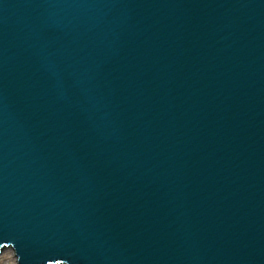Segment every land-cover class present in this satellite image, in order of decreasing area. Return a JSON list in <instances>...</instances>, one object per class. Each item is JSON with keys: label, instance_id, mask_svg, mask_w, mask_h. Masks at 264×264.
I'll return each instance as SVG.
<instances>
[{"label": "water", "instance_id": "95a60500", "mask_svg": "<svg viewBox=\"0 0 264 264\" xmlns=\"http://www.w3.org/2000/svg\"><path fill=\"white\" fill-rule=\"evenodd\" d=\"M10 246L264 264V0H0Z\"/></svg>", "mask_w": 264, "mask_h": 264}, {"label": "bare ground", "instance_id": "6f19581e", "mask_svg": "<svg viewBox=\"0 0 264 264\" xmlns=\"http://www.w3.org/2000/svg\"><path fill=\"white\" fill-rule=\"evenodd\" d=\"M6 248L7 247L0 248L1 249L0 250V253L2 252V250L6 249ZM8 249H10V250L9 251H6V252H2L0 254V264L4 263L6 260L7 261H11L13 264H15V263L19 264L18 256H17L15 250L11 246L8 247ZM11 249H12V251H11ZM55 264H63V263L57 262Z\"/></svg>", "mask_w": 264, "mask_h": 264}, {"label": "rangeland", "instance_id": "374dc122", "mask_svg": "<svg viewBox=\"0 0 264 264\" xmlns=\"http://www.w3.org/2000/svg\"><path fill=\"white\" fill-rule=\"evenodd\" d=\"M9 250H10V249H8V247H7L6 249L2 250V252H6V251H9ZM11 251H12V249H11ZM2 252H1V253H2ZM1 253H0V254H1ZM2 264H13V263H12L11 261H7V260H6V261H5L4 263H2ZM15 264H17V263H15Z\"/></svg>", "mask_w": 264, "mask_h": 264}]
</instances>
